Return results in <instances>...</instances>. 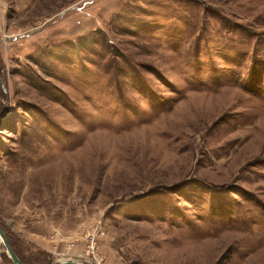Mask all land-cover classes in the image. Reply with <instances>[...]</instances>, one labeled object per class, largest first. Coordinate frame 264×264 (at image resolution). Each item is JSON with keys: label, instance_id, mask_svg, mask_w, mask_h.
Masks as SVG:
<instances>
[{"label": "rangeland", "instance_id": "1", "mask_svg": "<svg viewBox=\"0 0 264 264\" xmlns=\"http://www.w3.org/2000/svg\"><path fill=\"white\" fill-rule=\"evenodd\" d=\"M0 227L24 264H264V0H0Z\"/></svg>", "mask_w": 264, "mask_h": 264}, {"label": "water", "instance_id": "2", "mask_svg": "<svg viewBox=\"0 0 264 264\" xmlns=\"http://www.w3.org/2000/svg\"><path fill=\"white\" fill-rule=\"evenodd\" d=\"M0 241L3 245L5 253L7 254L8 258L12 261L13 264H24L23 262L20 261V259L15 255V253L11 249L1 227H0ZM70 264H78V263L71 262Z\"/></svg>", "mask_w": 264, "mask_h": 264}, {"label": "trees", "instance_id": "3", "mask_svg": "<svg viewBox=\"0 0 264 264\" xmlns=\"http://www.w3.org/2000/svg\"><path fill=\"white\" fill-rule=\"evenodd\" d=\"M9 244H10L12 250L15 252V254H17L16 251H15V249H14V247H13V245L10 243V241H9Z\"/></svg>", "mask_w": 264, "mask_h": 264}, {"label": "bare ground", "instance_id": "4", "mask_svg": "<svg viewBox=\"0 0 264 264\" xmlns=\"http://www.w3.org/2000/svg\"><path fill=\"white\" fill-rule=\"evenodd\" d=\"M71 262H59L58 264H70Z\"/></svg>", "mask_w": 264, "mask_h": 264}]
</instances>
